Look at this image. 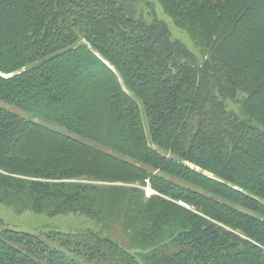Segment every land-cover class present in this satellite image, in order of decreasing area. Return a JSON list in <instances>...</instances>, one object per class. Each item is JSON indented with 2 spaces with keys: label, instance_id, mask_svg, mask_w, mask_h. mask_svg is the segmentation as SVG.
Here are the masks:
<instances>
[{
  "label": "trees",
  "instance_id": "16d2710c",
  "mask_svg": "<svg viewBox=\"0 0 264 264\" xmlns=\"http://www.w3.org/2000/svg\"><path fill=\"white\" fill-rule=\"evenodd\" d=\"M0 204L96 227L0 264H264V0H0Z\"/></svg>",
  "mask_w": 264,
  "mask_h": 264
},
{
  "label": "rangeland",
  "instance_id": "374dc122",
  "mask_svg": "<svg viewBox=\"0 0 264 264\" xmlns=\"http://www.w3.org/2000/svg\"><path fill=\"white\" fill-rule=\"evenodd\" d=\"M153 10L156 13L158 20L165 22L172 39L183 43L187 49L197 57L199 61V54L197 47L191 41L189 36L182 30L176 28L172 21L162 13L157 2H153ZM139 8L144 10L146 19L149 12L141 5ZM12 110V109H9ZM227 110L238 114V106L233 103H227ZM20 115L24 116L22 113ZM146 197L154 194L148 187L144 188ZM12 230L32 235L48 234V233H63L73 234L84 230H96L95 224L89 219L80 215H64L50 217L41 214H35L30 211L17 212L14 208L0 204V231Z\"/></svg>",
  "mask_w": 264,
  "mask_h": 264
}]
</instances>
